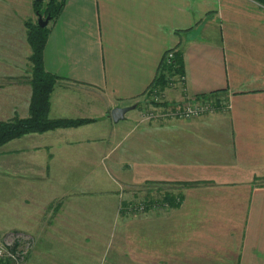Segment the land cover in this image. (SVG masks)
<instances>
[{
	"label": "crops",
	"instance_id": "obj_1",
	"mask_svg": "<svg viewBox=\"0 0 264 264\" xmlns=\"http://www.w3.org/2000/svg\"><path fill=\"white\" fill-rule=\"evenodd\" d=\"M34 15L33 0H0V84L26 88L0 93V121L28 116ZM48 27L49 117L95 120L0 145V217L34 240L23 264H95L118 237L112 264H264V2L64 0ZM171 48L182 49L185 80L166 101L207 97L212 112L143 117ZM147 185L180 203L130 225L125 190L157 199Z\"/></svg>",
	"mask_w": 264,
	"mask_h": 264
},
{
	"label": "trees",
	"instance_id": "obj_2",
	"mask_svg": "<svg viewBox=\"0 0 264 264\" xmlns=\"http://www.w3.org/2000/svg\"><path fill=\"white\" fill-rule=\"evenodd\" d=\"M63 1L64 0H46L45 2H38L36 0H33L34 13L37 16H42L43 18L49 15V21L53 22L56 20L63 7ZM260 1L264 2V0ZM25 26L27 28V41L32 49V53L29 57V60L32 63V68L29 81L31 85V97L28 106V116H14L11 119L0 121V145H3L9 140L20 137L27 133H41L58 127L77 126L95 120L87 118L67 119L49 117V97L58 79L57 75L46 71L43 66V48L50 28L48 27V24L43 27L39 26L37 20H27L25 22ZM168 50H174L173 57L170 61L171 63L169 65H165L164 59L162 58L159 71L152 83L154 85H158L161 90L164 89L167 83V81L164 79L165 69L170 75L184 74L182 49L171 48ZM163 103L166 104V102ZM172 198V195L166 193L164 199L159 201L169 206H175L180 203L179 198H175V200L174 198ZM157 200L158 199H151L150 201ZM125 207H127L126 204ZM121 208H123V204L121 205ZM124 211H127V209L121 210V213H123Z\"/></svg>",
	"mask_w": 264,
	"mask_h": 264
},
{
	"label": "built area",
	"instance_id": "obj_3",
	"mask_svg": "<svg viewBox=\"0 0 264 264\" xmlns=\"http://www.w3.org/2000/svg\"><path fill=\"white\" fill-rule=\"evenodd\" d=\"M174 50H168L163 55L165 65H169L173 57ZM164 79L167 81L166 87H173L177 84L183 90L184 74L170 75L167 70H164ZM163 89V90H164ZM158 85L151 84L148 89V96L146 104L142 108L143 117L148 120L157 116L171 117L176 119H191L205 113L212 112L214 109V102L207 97H193L183 99L182 101L169 103L166 101L165 94ZM163 102H166L163 103ZM147 105V106H146ZM166 205L165 203H163ZM162 206L161 201H147L144 203H136L134 212H143L147 208L153 209ZM128 211V209H127ZM33 237L24 232L10 231L0 236V264H23L28 254L33 249Z\"/></svg>",
	"mask_w": 264,
	"mask_h": 264
},
{
	"label": "rangeland",
	"instance_id": "obj_4",
	"mask_svg": "<svg viewBox=\"0 0 264 264\" xmlns=\"http://www.w3.org/2000/svg\"><path fill=\"white\" fill-rule=\"evenodd\" d=\"M46 0H43V2H45ZM31 11V10H30ZM38 18V16L35 14L34 15V20L36 21ZM19 91V92H18ZM2 92V96L5 97L8 101V98L11 96V94H13L14 96L19 95L21 98L25 97L26 95V88L24 87V85L20 88L19 87H13L11 88L9 86V84H5L2 85L0 84V93ZM1 96V94H0ZM146 191L147 195L149 197H156L157 199L159 198V195L162 194V191H159V189H156L154 187H150L148 188V185L146 186ZM125 191H129V199H125V203L126 206L123 205L124 209H128L127 213L125 214L126 216L123 217L122 220L124 221H128L130 223V225H137V215L143 214V212H134V210H129L130 208H133L134 205L136 203H144V205L146 206L147 204V200L148 197H146L147 200H141L144 197V193H140L139 190L137 191V187H130L129 189H126ZM134 209V208H133ZM11 220V218H9L8 212L6 214V216L0 217V236L4 235L5 233L12 231L9 230V225H11L12 223H10L9 221ZM120 219L117 223H120ZM7 227V231L2 229L1 227ZM131 227V226H130ZM136 226H133V229H135ZM102 242H97L96 244H101ZM120 245H121V239L120 237H118L117 239H109L107 241H105L104 246H106V251L105 253H99L98 255H96V253L98 252L99 247H97L94 251H95V255L89 259L91 260H95L97 261V263L95 264H112V261L115 260H121V254H120ZM33 250V249H32Z\"/></svg>",
	"mask_w": 264,
	"mask_h": 264
},
{
	"label": "water",
	"instance_id": "obj_5",
	"mask_svg": "<svg viewBox=\"0 0 264 264\" xmlns=\"http://www.w3.org/2000/svg\"><path fill=\"white\" fill-rule=\"evenodd\" d=\"M36 1H43V0H36ZM50 20V16L47 15L45 18H43L42 16H38L37 18V23L39 26L43 27V26H46L48 24V21ZM135 108V105L132 104V105H129V106H123V107H114L112 110H111V118L114 122H117L121 119L124 118V114L131 110V109H134Z\"/></svg>",
	"mask_w": 264,
	"mask_h": 264
}]
</instances>
